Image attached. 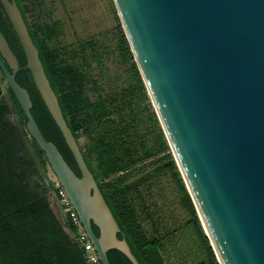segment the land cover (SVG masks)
<instances>
[{"label":"water","instance_id":"1","mask_svg":"<svg viewBox=\"0 0 264 264\" xmlns=\"http://www.w3.org/2000/svg\"><path fill=\"white\" fill-rule=\"evenodd\" d=\"M152 107L218 264H264V0H112ZM25 68L79 176L40 132L0 32V71L101 264H139L68 128L15 0H0ZM203 222V223H202ZM92 226L98 229V235Z\"/></svg>","mask_w":264,"mask_h":264},{"label":"trees","instance_id":"2","mask_svg":"<svg viewBox=\"0 0 264 264\" xmlns=\"http://www.w3.org/2000/svg\"><path fill=\"white\" fill-rule=\"evenodd\" d=\"M15 2L68 128L77 142L85 139L80 151L118 224V239L126 240L139 264H165L163 241L170 233L162 236L155 230L148 234L145 225L152 219L139 190L151 173L130 181L136 172L156 165L154 173L171 180L180 206L188 214L186 223L176 231L189 232L187 243H193L200 254L194 264H218L118 17L117 49L120 62L127 65L128 76L125 85L103 93L97 79L86 71L95 50L92 48L94 54L88 57L83 44L79 50L52 47L49 41L56 35L55 28L39 21L34 1ZM28 14L34 17L33 21ZM0 32L19 62L15 80L30 96V112L40 132L79 176L74 158L25 68L24 54L1 5ZM6 90L7 96L0 87V264H87L75 239V229L59 204L44 154L28 136L25 116L10 89ZM92 228L98 235V229ZM107 257L110 264H131L115 249L108 251Z\"/></svg>","mask_w":264,"mask_h":264},{"label":"rangeland","instance_id":"3","mask_svg":"<svg viewBox=\"0 0 264 264\" xmlns=\"http://www.w3.org/2000/svg\"><path fill=\"white\" fill-rule=\"evenodd\" d=\"M33 1L39 21L43 25L55 28L56 35L49 41L52 47L79 50L80 44H83L88 57L94 54L92 48L95 50L94 57L88 59L86 71L92 79H97V86L103 93L116 90L126 84L127 65L120 62L115 30L117 13L113 10L115 8L112 0ZM29 20L33 21L34 17L29 15ZM0 87L7 96V85L1 71ZM88 87L91 88V85ZM84 143L85 139H79V146ZM156 167V165L147 166L130 178V181H134L151 173V177L139 186L142 200L152 219L145 228L148 234H152L155 230L162 236L168 232L171 234L163 241L162 254L165 264H194L199 260L200 254L196 252L192 242V244L187 243L189 232L185 234L182 230L176 231L186 223L188 214L181 208L179 195L171 180L156 175L154 173ZM49 178L55 181V176L50 170ZM137 210L141 217H144L140 210ZM199 223L202 228L200 220Z\"/></svg>","mask_w":264,"mask_h":264},{"label":"built area","instance_id":"4","mask_svg":"<svg viewBox=\"0 0 264 264\" xmlns=\"http://www.w3.org/2000/svg\"><path fill=\"white\" fill-rule=\"evenodd\" d=\"M54 188L57 189V195L59 204L62 207L63 213L67 216L70 225L75 229L76 241L78 245L83 249L85 253V260L87 264H101L99 256L95 250L94 244L86 233L78 214L74 210L69 198L67 197L65 191L61 187L58 180L51 181Z\"/></svg>","mask_w":264,"mask_h":264},{"label":"bare ground","instance_id":"5","mask_svg":"<svg viewBox=\"0 0 264 264\" xmlns=\"http://www.w3.org/2000/svg\"><path fill=\"white\" fill-rule=\"evenodd\" d=\"M51 170V169H50ZM51 172H52V170H51ZM53 173V172H52ZM54 174V173H53ZM54 176H55V174H54ZM55 178H56V176H55ZM203 223V222H202ZM202 225V224H201ZM203 227H204V229H203V231H205L206 233H208L207 232V229H206V227H205V225H204V223H203Z\"/></svg>","mask_w":264,"mask_h":264}]
</instances>
